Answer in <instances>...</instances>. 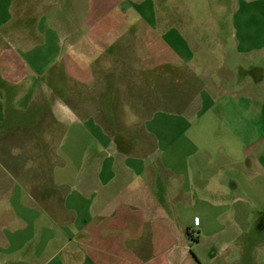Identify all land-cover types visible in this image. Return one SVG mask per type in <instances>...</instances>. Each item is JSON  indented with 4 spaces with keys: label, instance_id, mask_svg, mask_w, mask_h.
<instances>
[{
    "label": "crops",
    "instance_id": "crops-1",
    "mask_svg": "<svg viewBox=\"0 0 264 264\" xmlns=\"http://www.w3.org/2000/svg\"><path fill=\"white\" fill-rule=\"evenodd\" d=\"M191 3L0 0V264H264V0Z\"/></svg>",
    "mask_w": 264,
    "mask_h": 264
},
{
    "label": "rangeland",
    "instance_id": "rangeland-1",
    "mask_svg": "<svg viewBox=\"0 0 264 264\" xmlns=\"http://www.w3.org/2000/svg\"><path fill=\"white\" fill-rule=\"evenodd\" d=\"M188 1H191V16L195 19V20H200V21H204L205 17L208 16L207 14L203 15L202 12L204 11L205 12V5H204V2L205 0H186V2ZM213 4L211 3V8H212ZM190 9V7H189ZM193 10H194V14L193 13ZM264 82V81H263ZM257 101H258V105L259 106H263V109L260 111V108H258V112L256 113L257 114V118L256 120L258 121V124H256V134L258 135H263V132H264V88H262L261 90H258L257 94ZM180 128V127H179ZM83 142H80V143H76L75 145L76 146H83ZM176 145L175 146H178V148H186V149H200L202 146H206V147H209V150H222V149H228L230 146H237V148L239 150H241V147L244 148V146L247 144V143H244V142H241V143H228V142H220V143H211V142H206V143H186V142H183L182 139H180V142H177L175 143ZM49 147L52 149L55 144L53 142H49L48 143Z\"/></svg>",
    "mask_w": 264,
    "mask_h": 264
}]
</instances>
